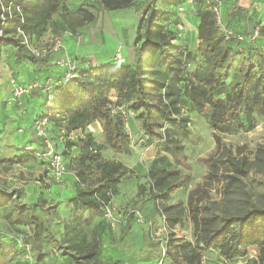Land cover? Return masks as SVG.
Wrapping results in <instances>:
<instances>
[{
    "label": "rangeland",
    "instance_id": "rangeland-1",
    "mask_svg": "<svg viewBox=\"0 0 264 264\" xmlns=\"http://www.w3.org/2000/svg\"><path fill=\"white\" fill-rule=\"evenodd\" d=\"M130 1L138 9L137 12L132 7L105 10L103 0H56L57 11L51 16L49 24H53L57 31L65 29L72 33L64 35L63 44L66 52L75 57L71 51L74 46L73 36L78 35L76 31L80 25L95 18L89 20L84 11L93 16L99 15L98 26L103 28L102 42L92 44L90 56L78 55V60L86 59L93 63L94 58H113L118 47L121 48L119 43L125 47L126 43L132 46L136 42L137 24L149 1L155 7L173 9L172 0ZM203 2L204 0H193L192 3H186L189 14L195 16V13L202 9ZM191 24L194 26L193 22ZM165 26L166 35H171V30L166 24ZM8 31L9 35L17 37V27L15 29L14 23L9 26ZM193 33L185 42L177 40L176 43L186 46L183 51H179L178 46L169 47V61L178 69L181 77L185 74L189 76L190 68L202 60L198 50L199 39L194 28ZM50 41L49 38L35 39L36 45L39 46ZM137 42L139 45L140 41ZM22 55V66L29 62L42 64L43 59L32 56L24 48ZM2 62L0 87L4 88L7 76L4 69L12 70L9 64L13 63L5 60ZM184 63H189V67L184 66ZM142 66L145 76V102L150 107L148 126L142 120L141 108L132 109L131 103L121 97L118 90L111 89L107 95V107L114 120L120 123L130 146V153L111 149L105 143L100 124L95 122L85 129V134L95 142L96 151L88 154V157H80L74 166V170L85 183V188L98 185L109 176L118 178L116 191H109V201L115 207L114 225H107L108 223L99 216L88 217L82 213L89 219L88 223H81L80 236L77 239L67 240L63 225L78 214L71 211L70 203L65 198L71 194L70 191L63 187L62 194L56 193V200L39 196V202L47 210L41 212L42 215L56 231V237L65 242L64 246L69 247L68 254L63 255L55 243L45 242L40 238L38 250L37 245L28 239L27 245H32L33 255L37 257L39 253L43 254L42 264H73L69 255L72 251L80 253L95 245L100 249L105 264H155L157 259L162 257V248L166 250L163 264H173L168 253L182 254L186 252L187 243L196 244L194 217L199 219L206 214L236 215L254 206L264 208V116H257L255 127L248 131L240 130L233 134L216 132L209 125L206 110H196L188 100L179 96L175 86H161L156 83L164 79L159 72L161 67L152 58L151 53L144 54ZM54 69L56 74L61 72L57 65ZM37 73L40 75L39 81L44 84V72ZM53 81L54 77L50 82ZM166 81L165 79L164 83ZM5 88L10 93L8 82ZM167 90L169 92H166ZM45 96L46 92L38 98V104L41 102L42 107L46 102ZM54 104L58 106V101ZM16 108L22 115L25 106ZM119 109L126 110L124 117L120 118L117 114ZM34 113L35 111L28 113L29 120L35 118ZM11 134L9 132L4 136V140H0V189L7 190L13 179L17 181V186L8 191L18 190V186L27 183V177L22 175L23 165L12 164V157L19 155L18 148L4 147V141H8ZM14 134L18 137V131L15 130ZM215 135L219 137L217 142ZM233 162L244 172H237ZM154 167H158L160 171L156 172ZM152 172L155 174L152 175ZM42 175L45 176L44 169L40 177ZM156 179L161 180L159 185L154 183ZM43 182L47 186L59 185L52 181ZM170 188L174 190L168 198L159 196ZM133 209L139 212V216L132 212ZM6 212V209L0 207V229L10 233H29L27 224L15 225L6 217ZM157 231L159 233L155 234ZM68 236L73 238L71 233ZM259 253L260 248L253 245L248 248L244 257L225 260L217 249H209L202 253L199 263L264 264V259H260Z\"/></svg>",
    "mask_w": 264,
    "mask_h": 264
},
{
    "label": "trees",
    "instance_id": "trees-1",
    "mask_svg": "<svg viewBox=\"0 0 264 264\" xmlns=\"http://www.w3.org/2000/svg\"><path fill=\"white\" fill-rule=\"evenodd\" d=\"M2 1L5 6L10 7L11 17H8L7 11H0V55L5 53L10 59L14 58L11 62L16 66L18 56L21 58L23 56L22 48L26 47L18 35L17 37L9 35V26L14 23L15 29L20 27L35 43V39L37 40L50 25L51 16L57 11L58 5L56 0ZM192 2L193 0L190 3ZM220 2L221 0H204L202 9L195 13L198 19L196 27L198 50L202 60L190 68L189 76L186 74L183 77L179 76L178 69L169 61L170 46H178L179 51L186 47L176 43L177 40L181 42V38L176 36L178 35L176 25L181 21L178 7L184 6L182 14H186L189 2L172 0L173 9L168 10L155 7L149 1L137 24L136 43L140 41V44L135 47L133 62L123 65L126 60L119 63L112 58L111 62L104 65L96 66L90 63L78 66V75L75 78L53 88L51 101L47 102L46 94L44 108L41 104L40 112L28 127H16L18 133L27 128L33 131L34 121L47 116L49 138L54 149L61 154L68 173L60 181L49 177L46 161L35 155L33 150L26 149V146L32 145L36 150H44L40 139L35 135V141L20 145L21 153L11 160L18 162L19 159L31 157L42 165L47 181L70 186L72 193L65 198L70 203L71 211L78 214L63 225V233L67 240L77 239L80 236L81 223H88L89 219L82 213L88 217L102 218L105 205L111 203L110 194L116 191L119 182L118 178L109 176L98 185L84 187L85 183L74 170V166L80 157H88V154L96 151L95 142L85 134V129L91 123L98 122L105 143L111 149L125 154L131 151L120 123L114 120L107 107L108 92L116 89L121 97L131 103L132 109L141 108L142 120L148 126L150 107L145 102V76L142 66L144 54L151 53L152 58L161 67L160 74L167 80L165 83L164 80L156 83L161 86L163 84L175 86L179 96L188 100L196 110H206L209 125L214 131L229 134L240 130L248 131L255 127L257 116H264V25L259 26V33L254 39L250 38V34L244 41L238 43L226 40L216 24L213 11L209 8L212 5L220 6ZM103 4L104 9L109 10L127 7H132L136 12L138 10L130 0H103ZM18 5L21 14L18 13ZM84 12L89 20L94 18L90 12ZM165 24L171 30V35H166ZM62 31L65 29L58 30L56 34ZM184 66L189 67V63H184ZM38 91L44 93L41 89L31 90L34 96ZM56 100L58 106L54 104ZM19 106L23 107L22 104ZM122 110L125 109H119L117 113L120 118L125 115ZM61 129L65 130L63 138H60ZM214 139L216 142L219 141L217 135ZM232 165L237 172H244L236 163L233 162ZM154 170L160 171L158 167H154ZM151 174L154 175L155 172ZM160 182L161 180L156 179L154 183L159 185ZM173 190L170 188L168 192L159 196L168 198ZM18 194V190L0 189V207L7 210L6 217L15 225L27 224L29 233L20 231L10 233L0 229V264H28L22 260V255L26 251L24 245L31 240L40 250L38 242L40 238L42 241L55 243L63 255L68 254L69 247L64 246L65 242L56 237V231L42 215L41 212L47 210L42 207L41 202L38 200L31 204L20 203ZM194 223L197 233L196 244L187 243L186 252L182 254L168 253L173 264H200L202 253L209 249H217L225 260L244 257L248 248L253 245L260 248V259H264V208L254 206L236 215L206 214L199 219L194 217ZM69 233L73 238H69ZM31 246L30 244L29 251L33 255ZM69 255L73 264H104L100 249L96 245L80 253L72 251ZM42 256L40 253L37 257L33 255L34 264H42L44 259Z\"/></svg>",
    "mask_w": 264,
    "mask_h": 264
},
{
    "label": "crops",
    "instance_id": "crops-1",
    "mask_svg": "<svg viewBox=\"0 0 264 264\" xmlns=\"http://www.w3.org/2000/svg\"><path fill=\"white\" fill-rule=\"evenodd\" d=\"M264 0H221L220 2V12L222 19L226 25L234 28L237 32L244 34L245 36H249L256 25V23L261 20L264 17ZM106 10V9H105ZM118 10V9H115ZM134 12V11H133ZM94 19L84 25H80L78 27L79 29L76 31L78 35H75L74 38V46L71 49L74 53L72 55H75L77 57V64L80 62L78 55H89L92 53V47L93 44H99L102 42L101 37L102 35V26H98L99 22V15L95 14ZM194 17V18H193ZM181 20H183L185 25V31L181 35V40L184 42L191 37V34L193 33V28L195 29V33H197L196 27L198 25V19L196 16H193L189 14V11L186 12V14L181 15ZM194 23V26H192L191 23ZM57 33L56 27L52 24L48 25L46 28V31L38 36V38L45 40V38H49L50 40L53 38V36ZM34 44H37L36 42ZM121 45V53L124 56L126 62H133L134 55H135V47L137 46V43L134 42V44L131 46V44H125L124 47L123 44ZM125 49V50H124ZM67 51V50H66ZM123 51V52H122ZM59 54L52 55L50 58L47 59H41L42 64L36 65L31 62L25 65L22 64V58L18 56V69L17 64L16 66L11 65L12 70H5L4 73L9 77L10 75H13L20 83H29L33 80H40L37 72H44V75L46 78L48 77H56L59 74H56L54 69V61L56 57H58ZM83 57V56H82ZM2 58V59H1ZM8 61V63L11 62L14 58L8 57L5 53H2L0 55V70L1 65L3 64L2 61ZM95 59V58H94ZM92 60L93 63L96 66L104 65L105 63L112 60V56L109 58H102V59H95ZM12 63V62H11ZM81 63V62H80ZM84 65V64H83ZM8 67V66H7ZM14 67V68H13ZM9 71V72H7ZM9 73V74H8ZM47 74V75H46ZM5 77V85L4 88L0 87V140H4V136L10 132L11 138L7 141H4V147H10L12 149L18 148V153L20 154L21 151L19 150V146L27 143H31L35 141V137L33 134V131L30 128H27L21 133H18V137L15 136L14 132L16 127L19 126H29V122L32 120H29L28 113L31 111H35V117L40 112V103L38 104V98L41 96L42 92L40 93L38 91L37 95H33V93H29L26 96H24L23 99H21V103L19 105L25 106L23 114H19V111L16 107H20L17 103V105H13V102H10L9 99V92L5 88L7 85V78ZM18 76V78H17ZM23 100V101H22ZM37 104V105H36ZM28 123V124H27ZM9 142V143H8ZM25 161L32 162L31 164L24 163ZM12 164H22V175L27 177V183L25 185L18 186V201L20 203L24 204H31L39 200L41 196H48V198H52L53 200H56V193L62 194V189L65 187L68 191L71 190L70 186L59 184L57 187L54 185L47 186L44 184L43 180L46 177L42 175L40 177L42 165L39 163V161L30 158H22L19 159L18 162H14ZM43 168V167H42ZM44 178V179H43ZM17 182V181H16ZM15 182V179L11 181L10 188L14 189V187L17 186V183ZM54 187V189H53ZM9 188V189H10ZM7 188V191L9 190ZM11 189V190H12ZM44 193V194H43ZM70 193H72L70 191ZM70 195V194H69ZM68 195V196H69ZM40 196V197H39ZM67 197V196H66ZM101 252V251H100ZM102 258V256H101ZM103 261V258H102ZM105 264V261H103Z\"/></svg>",
    "mask_w": 264,
    "mask_h": 264
},
{
    "label": "built area",
    "instance_id": "built-area-1",
    "mask_svg": "<svg viewBox=\"0 0 264 264\" xmlns=\"http://www.w3.org/2000/svg\"><path fill=\"white\" fill-rule=\"evenodd\" d=\"M187 2H191L192 0H186ZM209 8L213 11L216 24L221 30V32L224 35V38L226 40H233L236 43L244 41L246 39V36L242 33L236 32L232 27L226 25L224 23L222 17H221V12H220V6L218 5H212L209 6ZM0 11H7L8 17H11L10 13V7L5 6L3 1L0 0ZM178 11L180 15L184 12V6H179ZM18 13L21 14L20 6L18 5ZM22 21V20H21ZM264 25V17L258 21L255 25V27L252 30V33L250 35L251 39H254L258 33H259V26ZM177 28V34L181 36L184 31H185V25L183 20L179 21L176 25ZM17 33L19 37L21 38V42L24 44L28 52L37 58L41 59H47L50 58L52 55L59 54L58 57L55 59V65L59 66L61 72L59 75L54 77L53 83L50 82L52 77L46 78V82L42 84L38 80H33L29 83H20L13 75H10L7 78V82L9 84L10 88V93H9V101L10 102H15L18 105L21 103L20 99L22 96L28 94L31 92L33 89H41V91L46 92L47 94V99L51 101L53 99V93L52 90L55 86L61 85V84H66L69 82L71 79L75 78L77 74V67L80 66V64H90V62L86 59H83L80 61L78 64L76 63L77 60L74 57H71L65 49V46L63 44V37L65 34H72L70 31H62L61 33H58L53 36L51 41L46 44V45H36L34 44L29 36L23 32V30L20 27H17ZM121 48L118 47L117 51H115L113 58L120 62H124L125 58L121 53ZM46 111V110H45ZM123 114H126L125 110H122ZM47 116L38 118L37 120L34 121L33 124V131L34 135L40 139L41 144L44 147L43 151L36 150L32 145L26 146L27 150H33L35 155L38 157L44 159L47 163V169H48V175L50 178H52L55 181H60L62 177L68 173L67 168L63 162L61 154L54 149V145L49 138V133L47 131ZM20 131V130H19ZM63 134H65V130L61 129L60 130V138H63ZM114 212H115V207L113 204L109 203L106 204L104 207L103 215L102 218L109 224V225H114ZM132 212H136V215L139 216V212L136 209H133ZM159 232L157 231L155 234H158ZM26 248L25 253L22 255V260L27 261L28 264H34V258L32 253L29 251V246L24 245ZM162 257L157 259L155 264H163V259L166 253V250L162 248Z\"/></svg>",
    "mask_w": 264,
    "mask_h": 264
}]
</instances>
